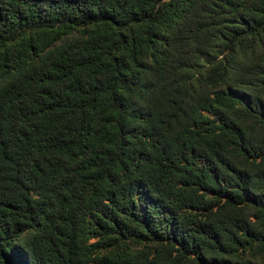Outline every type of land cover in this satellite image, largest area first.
Here are the masks:
<instances>
[{
  "label": "trees",
  "instance_id": "16d2710c",
  "mask_svg": "<svg viewBox=\"0 0 264 264\" xmlns=\"http://www.w3.org/2000/svg\"><path fill=\"white\" fill-rule=\"evenodd\" d=\"M0 264H264V0H0Z\"/></svg>",
  "mask_w": 264,
  "mask_h": 264
}]
</instances>
